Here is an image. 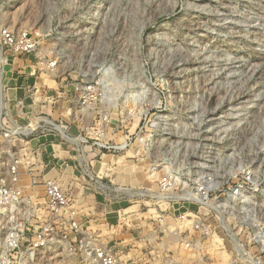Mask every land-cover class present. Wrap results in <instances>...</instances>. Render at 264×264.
<instances>
[{
    "label": "rangeland",
    "instance_id": "rangeland-1",
    "mask_svg": "<svg viewBox=\"0 0 264 264\" xmlns=\"http://www.w3.org/2000/svg\"><path fill=\"white\" fill-rule=\"evenodd\" d=\"M3 27L39 33V51L46 56H31L44 68L38 69L39 82L57 96L53 117L58 121L64 114L73 135L69 140H76L52 134L86 162L80 167L62 160L46 164L42 173L22 165V180L16 183L12 161L23 139L0 135V184L25 190L24 202L15 200L0 211V264L21 263L6 245L9 229L25 228L32 236L47 222V179L61 181L76 197L81 191L83 210L99 223L117 221L125 209L155 216L159 209L147 192L131 196V189H156L153 173L171 175L189 187L213 184L210 198L224 202L229 233H239L264 264V0H0V53ZM5 57L6 82L13 56ZM85 83L97 91L86 111L77 90ZM68 106L73 116L65 113ZM15 110L11 98L12 117L1 120L9 126L34 122L32 111L25 120ZM97 131L110 145L128 146L118 151L95 147ZM103 153L102 163L95 161ZM236 185L243 187L242 203L228 196ZM182 205L172 211L199 207ZM200 212L228 245L227 251L214 249L215 264H230L233 241L214 211L204 207ZM256 232L257 244L252 242ZM156 247L151 248L155 255ZM226 252L230 255L224 258ZM33 264L85 262L79 250L59 244L37 251ZM239 264L250 263L241 259Z\"/></svg>",
    "mask_w": 264,
    "mask_h": 264
},
{
    "label": "built area",
    "instance_id": "built-area-1",
    "mask_svg": "<svg viewBox=\"0 0 264 264\" xmlns=\"http://www.w3.org/2000/svg\"><path fill=\"white\" fill-rule=\"evenodd\" d=\"M1 39L0 54L5 60L0 62V85H2V88L0 87V135L11 141L17 139L18 136L23 139L20 151L12 161L13 181L18 183L22 180L20 169L22 165L32 166V170L36 169L41 173L46 165L43 161V143L32 144V140L36 136L34 138H30V136H34L36 132V135L55 132L61 140L68 141L69 139L64 137L61 134L62 131L58 130L55 125H62L66 135L72 137L73 135L69 132L68 123H64L62 117L64 114L61 113L60 119L56 121L52 113L43 111L45 107H51L53 112L57 96L50 93L49 88H45V82H39L41 75H38V69L43 70L44 68L39 67V60L34 62L31 58L34 56L33 58L41 59L46 56L45 53L39 51V33L27 30L15 31L9 27H3ZM5 56L29 59V69L23 74L28 79L32 78V81L25 85L27 95L15 99V114L24 117L31 111L34 113L32 116L35 117V120L28 125L12 121V125L9 126L5 119L1 120V118L12 117L11 98L7 94L9 87L5 82L4 75L6 70L5 67L2 69V66L7 63ZM77 90L79 91L78 101L82 105L81 108L86 111L85 108H88L97 99L96 88L92 83H85L79 84ZM27 98H30V103L27 102ZM65 113L73 116L75 110L68 106L65 108ZM47 119L53 121L54 124L47 123ZM31 127L33 130L26 132V129ZM95 134L97 137L93 146L100 149L118 151L128 146V144L110 145L104 141L105 134L103 131H97ZM104 155L106 154L103 153L101 159H95V161L102 163ZM3 162L0 155V166ZM78 162V166L81 167V165H85L86 160L83 161L81 158L78 159ZM65 163L69 165L68 162ZM150 177L153 181L156 180V189H153L155 186L151 185L147 188L131 190L135 191L137 195L147 192L145 196L150 197L152 204L159 209L155 216H147L145 213L139 216V211H127L128 209H125L119 211L117 221L105 220L99 223L92 222L93 220L83 210L79 204V198L72 193L71 188H65L57 179H47L44 182V212L46 219H48L47 222L36 228L32 236L26 232L25 228L9 229L5 237L6 245L9 251L15 252L16 256L19 257L20 264H33V257L37 251L48 246L56 247L59 244H64L66 248L73 250V253L79 250L85 264H215L213 251L216 246H223L225 239L217 233V227L201 214L200 209L205 207L217 214L218 220L227 231L225 235L229 237L228 241L232 240V234L229 233L230 231L224 224L227 223L230 226L229 222L226 221L224 202L218 197H215L214 202L211 201L209 190L213 184L203 182L202 185L197 184L189 187L186 182H181L180 179L171 175L153 173ZM0 179L4 180L3 175L0 176ZM242 189L241 185H236L228 193L229 198L241 203L244 202L245 196ZM154 198L156 200H153ZM18 199H22V202L25 200L23 186L0 184L1 212L12 207V203ZM182 204H193L199 207L192 210L183 209L179 213L172 211L174 205ZM162 206H165V209ZM17 209L22 210L23 206L19 203ZM235 234V238L242 242L240 234L237 232ZM252 240L256 244L259 243L257 232L254 233ZM215 241H218L217 245H214ZM228 241H226L227 244ZM155 244H157L156 255L151 249ZM241 244L243 247L240 246L239 252L235 244L229 247L230 251L235 252V258L230 264H239L241 259L245 261L248 259L250 264H261V257L252 256L245 244L243 242ZM227 247L224 245L221 249Z\"/></svg>",
    "mask_w": 264,
    "mask_h": 264
},
{
    "label": "crops",
    "instance_id": "crops-1",
    "mask_svg": "<svg viewBox=\"0 0 264 264\" xmlns=\"http://www.w3.org/2000/svg\"><path fill=\"white\" fill-rule=\"evenodd\" d=\"M29 59L25 57H13L12 63L8 65V69L10 73H12V77L7 71L6 83L9 87L8 94L10 98L18 99L20 97L27 95L26 83L32 81V78L28 79L23 72L29 69ZM28 103H30V98L26 99ZM54 106L52 115H56L58 111ZM61 113V112H60ZM28 116L19 115V119H25ZM38 142L43 143L44 153H43V161L47 165H56L60 161L68 162L69 165L72 163L76 165L78 163V158L74 156L69 144H65L64 142L59 141L56 135L53 134H40L36 138L32 140V144H37ZM59 146V147H58ZM58 147V148H57ZM59 152H63L64 156L59 155ZM67 154V155H66ZM99 162V161H98ZM100 163V162H99ZM55 169V168H54ZM55 170L51 171L54 172ZM61 182V181H60ZM62 183V182H61ZM77 196L79 198V204L83 206V197L81 196V191H78Z\"/></svg>",
    "mask_w": 264,
    "mask_h": 264
},
{
    "label": "bare ground",
    "instance_id": "bare-ground-1",
    "mask_svg": "<svg viewBox=\"0 0 264 264\" xmlns=\"http://www.w3.org/2000/svg\"><path fill=\"white\" fill-rule=\"evenodd\" d=\"M0 87L2 88V85H0ZM47 121V123H50V124H54V122L53 121H50L49 119H47L46 120ZM55 127L58 129V130H60V131H62L61 133H63L64 132V128H63V126L62 125H55ZM31 130H33V127H31V128H28V129H26V132H30ZM64 135V137H66V138H68L69 139V136L68 135H66L65 133L63 134ZM71 140H76L75 138H72ZM125 191H126V189L125 188H123ZM135 192H133L132 191V195L134 194ZM130 195V194H129ZM225 227H226V225H225ZM228 227V226H227ZM232 234V233H231ZM232 241H233V243L235 244V247L237 248V250L239 251L240 250V246L241 247H243L242 246V242H240L238 239H236L235 238V236L234 235H232ZM217 242L218 241H215V243H214V245H217ZM216 247H218V246H216ZM221 247V246H220ZM70 250V249H69ZM70 252H72L71 250H70ZM218 253V252H217ZM227 255H230V254H228V252H226V255H223L224 256V258H226L227 257ZM230 257V256H229ZM229 259V258H228ZM227 260V259H226Z\"/></svg>",
    "mask_w": 264,
    "mask_h": 264
}]
</instances>
